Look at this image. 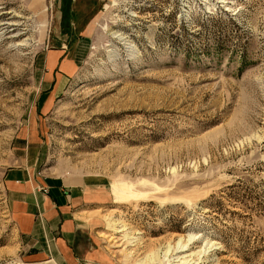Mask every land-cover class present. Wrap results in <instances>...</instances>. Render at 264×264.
<instances>
[{
    "label": "rangeland",
    "instance_id": "rangeland-1",
    "mask_svg": "<svg viewBox=\"0 0 264 264\" xmlns=\"http://www.w3.org/2000/svg\"><path fill=\"white\" fill-rule=\"evenodd\" d=\"M59 45L76 66L45 98ZM24 135L98 188L109 261L264 264V0H0V264H27L2 183Z\"/></svg>",
    "mask_w": 264,
    "mask_h": 264
},
{
    "label": "crops",
    "instance_id": "crops-1",
    "mask_svg": "<svg viewBox=\"0 0 264 264\" xmlns=\"http://www.w3.org/2000/svg\"><path fill=\"white\" fill-rule=\"evenodd\" d=\"M82 52L81 44L77 53ZM76 66L64 45L40 54L41 85L45 98L54 96ZM43 89V90H44ZM31 130H33L31 128ZM29 131V138L36 132ZM18 164L7 168L2 183L11 217L25 248L27 264H117L101 256L96 241L86 233L88 204L97 193L90 183L74 177L45 173L36 167L38 146L20 137Z\"/></svg>",
    "mask_w": 264,
    "mask_h": 264
},
{
    "label": "bare ground",
    "instance_id": "bare-ground-1",
    "mask_svg": "<svg viewBox=\"0 0 264 264\" xmlns=\"http://www.w3.org/2000/svg\"><path fill=\"white\" fill-rule=\"evenodd\" d=\"M179 249V248H178ZM170 252V250H167L164 254H163V257L165 258L167 253ZM161 259V258H160ZM179 264H184V263H179Z\"/></svg>",
    "mask_w": 264,
    "mask_h": 264
},
{
    "label": "water",
    "instance_id": "water-1",
    "mask_svg": "<svg viewBox=\"0 0 264 264\" xmlns=\"http://www.w3.org/2000/svg\"><path fill=\"white\" fill-rule=\"evenodd\" d=\"M78 264H82V263H78Z\"/></svg>",
    "mask_w": 264,
    "mask_h": 264
}]
</instances>
